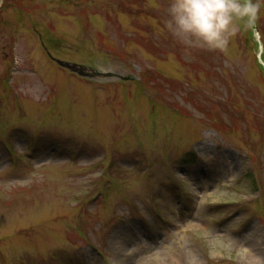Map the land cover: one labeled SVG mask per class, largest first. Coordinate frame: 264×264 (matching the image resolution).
I'll return each instance as SVG.
<instances>
[{
  "label": "rangeland",
  "instance_id": "1",
  "mask_svg": "<svg viewBox=\"0 0 264 264\" xmlns=\"http://www.w3.org/2000/svg\"><path fill=\"white\" fill-rule=\"evenodd\" d=\"M168 4L0 0V264H264V12L225 54Z\"/></svg>",
  "mask_w": 264,
  "mask_h": 264
},
{
  "label": "clouds",
  "instance_id": "2",
  "mask_svg": "<svg viewBox=\"0 0 264 264\" xmlns=\"http://www.w3.org/2000/svg\"><path fill=\"white\" fill-rule=\"evenodd\" d=\"M264 0H169L165 27L188 49L227 54L241 34L260 32Z\"/></svg>",
  "mask_w": 264,
  "mask_h": 264
},
{
  "label": "bare ground",
  "instance_id": "3",
  "mask_svg": "<svg viewBox=\"0 0 264 264\" xmlns=\"http://www.w3.org/2000/svg\"><path fill=\"white\" fill-rule=\"evenodd\" d=\"M162 257H166L167 258L168 256L167 255H163Z\"/></svg>",
  "mask_w": 264,
  "mask_h": 264
}]
</instances>
